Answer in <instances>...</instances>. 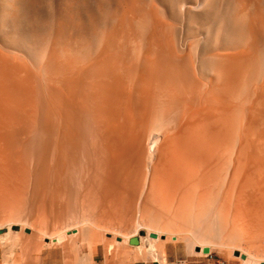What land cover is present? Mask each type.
<instances>
[{
    "label": "rangeland",
    "instance_id": "1",
    "mask_svg": "<svg viewBox=\"0 0 264 264\" xmlns=\"http://www.w3.org/2000/svg\"><path fill=\"white\" fill-rule=\"evenodd\" d=\"M203 3L204 0H0V137L16 131L17 138L29 146L28 151H2L0 143V231H5L0 235V257L10 261L8 264H43L47 255L57 256L59 264L69 260L76 264L81 259L88 264L94 259L104 264L160 263L165 260L166 250L171 259L211 254L217 263L264 264V214L254 211L247 201L237 207L224 200L218 185L213 195L203 201L170 200L149 185L154 165L167 151H174L173 145L181 148L178 151L205 150L202 144L192 143L191 133L181 124L184 110L194 107L197 101L180 98L179 105L156 113V103L148 100L151 127L147 135L159 134V139L144 151L136 169L142 171H134L133 179L122 180V185L114 189L116 198L111 206L104 199L107 189H100L106 190L101 196L93 192L86 201L83 194L88 187L79 184L82 175L90 178L91 186L97 190L98 186L105 188L95 182L99 170L93 151L103 141L115 150L114 137L102 129L94 114L100 102L89 103V116L71 108L70 119L89 121V126L82 129L66 128L61 123L64 112L55 110V104L66 109L71 97L82 103L79 88H67L68 79H84L85 70L96 69L91 72L93 83L103 71L129 80L123 66L137 59L143 70L146 59L156 53L165 56L168 42L173 41L181 55L195 59L204 79L218 73L213 64L220 63L209 61L210 56L234 54L240 62L231 63L230 71H225L227 93L218 94L227 100L228 123L232 132L236 131V135H224L231 147L224 155L230 162L225 173L241 143L237 127L248 121L255 128L261 124L259 131L256 128L254 133L248 132L251 144L244 137L246 147L252 145L247 149L252 153L248 152V160L252 162L254 158L264 164V115L260 116L264 114V0ZM155 78L152 76L149 88L153 89ZM60 95L63 102L57 100ZM158 95L156 92L155 99ZM254 116L256 119H251ZM51 129L74 134L72 144L63 138L54 139L49 134ZM173 130L181 133L179 138L172 137ZM191 131L200 132L195 127ZM95 132H102L104 138L95 136ZM200 135L210 137L208 131ZM53 144L66 152L49 151ZM129 147V142L123 143L130 156L126 159L132 160L134 149ZM74 158L82 164L76 165ZM59 178L79 194H67ZM15 192L22 195L18 202L7 195ZM136 237L140 245H130ZM199 248L201 252L196 251ZM204 248L211 253L204 254Z\"/></svg>",
    "mask_w": 264,
    "mask_h": 264
},
{
    "label": "bare ground",
    "instance_id": "2",
    "mask_svg": "<svg viewBox=\"0 0 264 264\" xmlns=\"http://www.w3.org/2000/svg\"><path fill=\"white\" fill-rule=\"evenodd\" d=\"M206 1L207 0H204L203 4H205ZM176 47L173 41L167 43V52L162 50L164 47H160L161 50L165 52V56L156 53L152 59H146L143 63V70L138 67L137 59H133L129 65L123 66L125 67L124 71L129 75V80H125L122 76L112 75L107 71H103L96 78V84V82H92L94 77L93 74H91V72H96V69H87L84 71L87 74L84 79L80 77L76 81L75 79H68L66 81L67 88H74L75 86L79 88V92L83 99L82 103H79L70 96L71 103H69L70 105L67 106L66 109L58 107L55 104L57 113L58 111L64 112V119H62L61 123L65 125L66 128L71 126L82 129L89 126V121L85 118L70 119L68 115H70L69 113L72 111L71 108L74 107V109H77L82 114L86 113L85 115H87L89 105L91 103L96 104L100 102V106L98 109L96 108L97 112L94 114H96L95 116L98 118V122L103 125L102 129L109 132V134L114 137L112 143L115 150L110 149L107 143L103 141L100 148L93 151L99 170L95 182L97 184L100 183L105 186V188L98 186L97 190L94 185L91 186L90 182L92 180L90 178L81 175L79 184L86 186V188L88 187L83 194V199L87 201L93 192L101 196L106 190L103 191L100 189H107V191L104 192V199L105 202L109 203L111 206L110 203L116 198L113 192L114 189L122 185V180L129 181L133 179L135 174L134 171L137 172L136 169L140 167L144 151H147V147L149 148L150 144H155L157 137L159 139V134H157V137L153 134L150 137L147 135L151 127V114L146 103L148 100H153L152 103H156L153 105L154 111L160 113L161 108L169 109L175 105H179L180 98H183L186 102L193 103L197 101V103L194 107H189L184 110V119L181 124L182 126L184 125L185 131L188 130V132L191 133L190 138L192 143L202 144V150H205L178 151L181 148L173 145L172 148H174V151L173 149L167 151V154L162 156L163 159H161L158 165H154L151 177L149 178V185L152 190L170 200L181 198L187 202H191L193 198H196L198 201H203L209 195H213L215 190L214 187L218 185L219 188H221L219 189L221 192H219V195L224 198V200L236 203L237 207H241L246 204L247 201L254 211L264 214V182L262 181V177L264 176V164L253 161L254 158H251L252 162H249L251 160H248V152L251 153V151L248 150L250 149L249 146L252 145H247L248 149L246 147L247 141H244V137H247L248 144H251L249 141L251 135L249 133L257 128H255V126L253 127L249 121L246 125L237 127V134L239 135L238 138L241 143L238 142L240 146L238 145V149L236 148L237 151H234L232 165L227 173H225L230 162L229 160V163L225 161L224 155L228 154L231 147L228 146L227 138H224V135L231 136L234 135V133L236 135V131L232 132L231 126L228 123L229 110L227 100L223 97H218V94L222 95V93H227L225 71H230L232 68L231 63L235 64L238 60L240 62V57L234 54L224 53L214 54L212 57L210 56L208 59L209 61L220 63V65L213 64V66L218 68V73L204 79L199 74L200 66L195 62V59L192 60L190 55H181ZM162 60H165V64H162ZM140 75H143V78H140ZM152 76L156 77L153 81V89L148 87ZM192 82L195 84L194 86H192ZM96 91H98V93H96ZM156 92H158L159 95L155 99ZM63 98L64 97L60 95L57 100L63 102ZM262 101L259 99V102ZM258 105L259 104L256 106ZM262 115L264 114L260 113V116ZM54 116L55 115H53V118ZM253 118H255V116L251 119ZM261 118L263 117H260V119ZM110 121L113 122L112 126ZM262 122L264 121L262 120ZM259 125L257 128L258 131L261 128ZM263 126L264 125H262V127ZM193 127L197 128L198 132H200L198 134L193 133V131H191ZM25 130L27 129L25 128ZM234 130H236V128ZM206 131L210 134L208 138H205L204 135H200ZM140 132L144 133L140 135ZM49 134L53 135L54 139L63 138L65 142L68 141L71 144L74 139V134L62 133L59 129L55 131L51 129ZM179 134L181 133L173 130L171 135L176 139L179 138ZM18 135L19 133L13 131L7 137H0V143L3 144L2 151H28V144L17 138ZM80 135L81 133L75 138ZM95 136L104 138L102 132H95ZM123 140L126 143H130L129 148L134 149L133 155H131L132 160L129 158V160L126 159V157L130 156L129 152L123 149ZM49 149V151H54L55 154L58 151H63V153L66 152L55 144ZM78 152L83 154L85 151ZM252 152L254 153V151ZM87 153L84 155H87ZM251 154L250 157L252 156ZM135 157L138 158L136 159ZM53 160L57 162L58 158L54 157ZM79 160L78 158H74V163L78 166L82 164ZM140 169L137 173H139ZM37 176L38 178H42L40 173H37ZM59 180L65 190L69 191L67 194H79L69 184H64L63 178H59ZM250 189H252V191H250ZM7 195L9 198L12 197V200L15 202H18L22 197V195L17 192L12 195ZM34 199H36V197Z\"/></svg>",
    "mask_w": 264,
    "mask_h": 264
},
{
    "label": "crops",
    "instance_id": "3",
    "mask_svg": "<svg viewBox=\"0 0 264 264\" xmlns=\"http://www.w3.org/2000/svg\"><path fill=\"white\" fill-rule=\"evenodd\" d=\"M2 251V249H0ZM211 254L206 257H191V259H186V260H178V259H171V254L169 253L168 250L165 251V260L160 262V263H152V262H143V261H130L125 264H225V263H217L213 259H211ZM57 256L55 255H47L44 257L43 264H59V261L55 259ZM55 259V260H54ZM73 261H68V262H63V264H74L72 263ZM10 261L6 259H2L0 257V264H8ZM76 264H88V262L85 259L79 260ZM89 264H104L102 261L98 260H93L90 261ZM124 264V263H121ZM231 264V263H229ZM237 264V263H234Z\"/></svg>",
    "mask_w": 264,
    "mask_h": 264
},
{
    "label": "water",
    "instance_id": "4",
    "mask_svg": "<svg viewBox=\"0 0 264 264\" xmlns=\"http://www.w3.org/2000/svg\"><path fill=\"white\" fill-rule=\"evenodd\" d=\"M5 231L4 230H2V231H0V235L1 234H3ZM27 233H30V230H27L26 231ZM152 238H157V236L156 235H152L151 236ZM121 239H119V241H120ZM130 245H132V246H139L140 245V240H139V238H132L131 240H130ZM197 252H201V249L199 248V249H197L196 250ZM204 254H207V255H209L210 253H211V251H210V249L209 248H204L203 249V251H202ZM238 256V255H237ZM243 259H245V257H242Z\"/></svg>",
    "mask_w": 264,
    "mask_h": 264
}]
</instances>
